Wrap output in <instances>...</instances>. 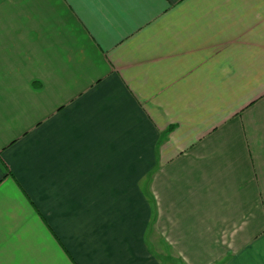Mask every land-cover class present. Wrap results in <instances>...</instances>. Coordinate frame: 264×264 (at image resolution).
Wrapping results in <instances>:
<instances>
[{"label": "crops", "instance_id": "0c3cea01", "mask_svg": "<svg viewBox=\"0 0 264 264\" xmlns=\"http://www.w3.org/2000/svg\"><path fill=\"white\" fill-rule=\"evenodd\" d=\"M0 264H264V0H0Z\"/></svg>", "mask_w": 264, "mask_h": 264}, {"label": "trees", "instance_id": "16d2710c", "mask_svg": "<svg viewBox=\"0 0 264 264\" xmlns=\"http://www.w3.org/2000/svg\"><path fill=\"white\" fill-rule=\"evenodd\" d=\"M170 130H171V129H169V131H168V132H170Z\"/></svg>", "mask_w": 264, "mask_h": 264}]
</instances>
